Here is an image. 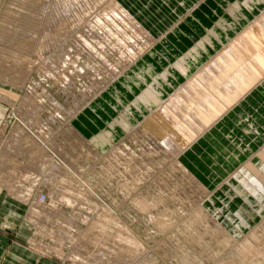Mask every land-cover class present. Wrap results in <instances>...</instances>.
Listing matches in <instances>:
<instances>
[{
	"label": "rangeland",
	"instance_id": "obj_1",
	"mask_svg": "<svg viewBox=\"0 0 264 264\" xmlns=\"http://www.w3.org/2000/svg\"><path fill=\"white\" fill-rule=\"evenodd\" d=\"M56 1L0 0V153L21 129L26 132L25 147L35 143L48 158L65 164V173L50 176L48 162L41 172L39 167L32 168V156L39 150L10 154L6 177L10 180L20 172L15 177L20 187L11 193L0 185V247L19 245L25 251L21 254L25 264H264V192L245 198L246 185L257 175L261 174L259 181L264 186V158L258 156L260 149L264 150V131L258 136V124L252 122L233 129L230 125L237 121L230 120L231 115L246 105L243 116L253 120L264 116V86L241 100L197 143L181 151L177 155L180 165L172 154L165 153L167 148L144 150L148 145L154 148L150 138L153 130L144 124L147 118L163 113L169 95L178 96V87L191 80L199 67H207V60L264 10V0H247V5L246 0H226L222 5L215 0H92L74 14L55 17L52 11L56 7L65 8L80 0ZM236 2L241 8L232 15L230 7ZM198 3L203 5L201 11H195L202 20L197 23L191 14ZM83 10L87 11L81 14ZM123 10L146 29L139 37H153L138 52L128 53V48L120 47V38L138 36L129 25L116 31L100 29L103 18ZM230 25L234 29L227 32L230 37L222 34L223 44L203 51L190 63L195 67L190 73L163 81L207 30L216 28L222 33ZM136 60L142 63L139 68H148L134 70ZM253 62L259 64L258 59ZM128 69L134 73L126 74V89L122 83ZM148 86H157L159 100L155 104L138 102ZM216 87L228 88L223 81ZM182 114L184 111L177 112V116ZM121 116L134 118L131 132L115 131L119 123L108 131L110 141L104 140L101 132ZM251 132L254 134L248 135ZM248 165L259 173L247 171ZM184 166L198 175L206 191L200 205L195 202L187 207L179 200L178 191L184 184L192 188L180 175ZM25 188L30 192L23 199L20 195ZM37 192L40 200L46 196L44 204L37 203ZM64 195L71 196V203ZM9 201L16 202V207Z\"/></svg>",
	"mask_w": 264,
	"mask_h": 264
},
{
	"label": "bare ground",
	"instance_id": "obj_2",
	"mask_svg": "<svg viewBox=\"0 0 264 264\" xmlns=\"http://www.w3.org/2000/svg\"><path fill=\"white\" fill-rule=\"evenodd\" d=\"M56 1V0H55ZM63 1V0H61ZM69 1V0H68ZM77 1V0H75ZM92 0H80L79 2H75V3H71L70 5L66 6L65 8H58L56 7L54 9V11H52V13L54 12L55 17L58 15L63 14H67L69 12L73 13L82 8L83 6L88 5V3H90ZM96 1V0H95ZM204 1V0H203ZM202 1V2H203ZM226 0H215L216 4H224ZM57 2V1H56ZM60 2V1H59ZM58 2V3H59ZM205 2V1H204ZM218 2V3H217ZM246 5H247V0L245 1ZM68 4V3H67ZM94 4L96 5V3L94 2ZM41 5V4H40ZM64 5V2H63ZM203 5V4H202ZM201 5V6H202ZM90 6V5H89ZM200 6V3H198V5L193 8L192 12H194V14H191L192 16V20H194L195 22L198 23V21H202L201 17L199 16L200 13L195 12L196 10H200L202 9V7ZM237 6V8H236ZM43 7V6H42ZM41 7V8H42ZM55 7V6H54ZM94 7V5H93ZM217 7V6H216ZM250 7V6H248ZM37 8V7H35ZM40 8V9H41ZM50 8V7H49ZM52 8V6H51ZM50 8V10H51ZM87 8H89L87 6ZM234 8H236V10H233ZM241 6L238 5V2H236V4L231 5L230 7V11L233 14H237L236 12L238 10H240ZM45 9V8H44ZM92 8H89V10H91ZM232 9V10H231ZM44 11V10H43ZM42 11V12H43ZM87 11V10H85ZM84 10L82 12H80L81 14H84L83 12H85ZM93 11V10H92ZM115 11V9H114ZM89 12V11H88ZM215 12V11H214ZM70 13V14H71ZM79 13V14H80ZM216 13V12H215ZM45 14V13H44ZM51 14V13H50ZM53 14V15H54ZM69 14V15H70ZM72 14V15H73ZM104 14V13H103ZM52 15V16H53ZM71 15V16H72ZM106 15V14H105ZM109 15V14H108ZM42 16V15H41ZM48 16V15H47ZM76 16V15H75ZM94 16V15H93ZM99 16V15H97ZM190 16V17H191ZM44 17V16H43ZM54 17V16H53ZM52 17V18H53ZM59 17V16H58ZM63 17V16H61ZM61 17L59 20H61ZM67 17V16H66ZM79 17V16H77ZM105 17V16H103ZM102 17V18H103ZM81 18V17H80ZM88 18V17H87ZM101 18V17H100ZM54 19V18H53ZM64 19V17H63ZM72 19V18H70ZM83 19V18H82ZM81 19V20H82ZM96 19V18H95ZM204 19V18H203ZM44 20V19H43ZM87 20V19H86ZM91 20V19H90ZM89 20V21H90ZM190 20V21H192ZM52 21V20H51ZM88 21V20H87ZM95 21V20H94ZM98 21V20H97ZM103 28H100L101 30H114L116 31V29H118L119 27H123L125 25H129L131 28V32H135L137 35L140 32H143L144 30H146L144 28V26L142 25V23L138 22L135 20V18L133 17V15L128 11V10H123L120 12H114L111 16H109L108 18H103ZM194 21H192L194 23ZM53 22V21H52ZM55 22V21H54ZM58 22V21H57ZM93 22V21H92ZM96 22V21H95ZM191 22V23H192ZM90 23V22H89ZM99 23V22H98ZM53 24V23H52ZM81 24V23H80ZM88 24V23H87ZM91 24V23H90ZM99 26L101 27V25H98V29L97 32L99 30ZM37 27V26H36ZM94 27V26H93ZM97 27V25H96ZM71 28V27H70ZM77 28V27H76ZM230 28V29H229ZM229 28H225L224 31L221 33L219 32L216 28H211L209 30H207V33L205 34L206 36H203L202 39L195 45V47H199L198 49H196V51L194 50H190L189 54L187 55L186 59L182 58L179 59L178 62L175 64L176 65V69L175 71H171L170 73L168 72L169 75L165 76V79H163V81H166V79L168 77H172V78H177L179 77V75H186L188 73H190L195 67H191V64H193V62H196V58L202 56L201 53L203 51L207 52L208 49L210 48H214L216 49L219 45L223 44L221 35L227 32H231L234 29L232 28V26L230 25ZM78 29V28H77ZM89 29V28H87ZM93 29V28H91ZM95 29V27H94ZM125 29V28H124ZM105 30V31H106ZM94 31V30H93ZM103 31V32H105ZM14 32V31H13ZM29 32V31H28ZM100 32V30H99ZM103 32H101L103 34ZM91 33V32H90ZM107 33V32H106ZM134 33V34H135ZM24 34V33H23ZM77 35V34H76ZM111 35V34H110ZM109 35V36H110ZM121 35V34H120ZM120 35H118L120 37ZM99 36L101 37V35L99 34ZM229 35L227 34L226 37H228ZM230 37V36H229ZM228 37V38H229ZM110 38V37H109ZM125 38V36H124ZM20 39V38H19ZM96 39V37H95ZM104 39V38H103ZM9 40V38H8ZM88 40V38H87ZM102 40V39H101ZM114 40V39H113ZM153 40V37L151 35H146L143 39L141 37H139V35L135 38H120V47H122L123 45L128 48V53H134L135 51H137L138 48H140L142 45L151 42ZM158 40V39H157ZM15 41V40H14ZM100 41V39H99ZM105 41V39L103 40ZM107 41V40H106ZM105 41V43H106ZM112 41V39H111ZM83 42V41H82ZM84 42H87L84 40ZM89 42V40H88ZM109 42V41H107ZM118 42L117 39V44L120 43ZM154 42V41H153ZM4 43V42H3ZM67 43V42H66ZM102 43V42H101ZM104 43V44H105ZM116 43V42H114ZM155 43V42H154ZM153 43V44H154ZM6 44V43H5ZM53 44V43H52ZM103 44V45H104ZM109 44V43H108ZM107 44V45H108ZM126 44V45H125ZM215 44V45H213ZM238 47H234V45H236ZM51 45V44H50ZM111 45V44H110ZM122 45V46H121ZM2 46V45H1ZM99 46V45H96ZM114 46V44H113ZM117 46V45H116ZM119 46V45H118ZM123 46V47H124ZM112 46H110L109 48H111ZM115 47V46H114ZM151 47V46H150ZM209 47V48H208ZM70 48V47H69ZM96 48V47H95ZM102 48V46H101ZM87 49V48H86ZM93 49V48H92ZM116 49V48H115ZM125 49V48H124ZM205 49V50H203ZM89 51L91 49H88ZM95 50V49H94ZM114 50V49H113ZM112 50V51H113ZM120 50V49H119ZM57 51V50H56ZM87 51V50H86ZM93 52V50H91ZM102 51V50H101ZM111 51V52H112ZM118 51V50H117ZM79 52V51H78ZM88 52V51H87ZM97 52V51H96ZM107 52V50H106ZM115 52V51H114ZM138 52V51H137ZM13 53V52H12ZM60 53V52H59ZM119 54V53H118ZM123 54V53H122ZM139 54V53H138ZM144 54V53H143ZM154 54V53H153ZM54 55V54H53ZM56 55V54H55ZM60 55V54H59ZM89 55V54H88ZM101 55V54H100ZM100 55H97V57L99 58L100 63L104 62L102 57H100ZM49 56V55H48ZM51 56V55H50ZM58 56V55H57ZM96 57V55L94 56ZM134 57V56H132ZM142 57V56H141ZM131 58V57H130ZM81 59V58H80ZM92 59V58H91ZM126 59V58H125ZM144 59V58H143ZM146 59V58H145ZM256 59L259 60V64H254L253 61H256ZM130 60V59H129ZM132 60V59H131ZM47 61V60H46ZM52 61V60H51ZM63 61V60H62ZM117 61V60H116ZM127 61V59H126ZM134 61V60H133ZM53 62V61H52ZM135 62H137V66L135 65L134 67H130L131 69L134 68V70H141V69H147L148 67H144L143 68H139L138 64H142L141 61L136 60ZM64 63V62H63ZM106 63V62H105ZM104 63V64H105ZM126 63V62H125ZM134 63V62H133ZM48 64V63H45ZM57 64V63H56ZM62 64V62H61ZM87 64V63H86ZM84 66H87V65ZM124 64V63H123ZM136 64V63H135ZM144 64V63H143ZM148 64V63H147ZM150 64V63H149ZM54 65V69H55V63L53 62ZM91 65V64H90ZM107 65V64H106ZM122 65V63H121ZM127 65V63H126ZM207 67H199L192 75L193 77H191L190 79H187L184 83H182L178 88L180 89V92L178 96L177 95H169L170 98L167 100V104H165V108L163 109V113H153L151 114L148 118L147 121L144 123L145 125H149L150 128L153 130L152 135H151V140L154 144V148H150L149 145L148 147L144 150H154L155 149H160V148H167V150H165V153L168 154H172L173 155V160H175L176 162H178L177 160V155L181 152L186 150L188 147L193 146L194 143L200 140V138L203 136V134L208 131L212 126L220 123L222 120H224L226 118V116H228L230 114V112L234 109V107L244 98L247 97V95L249 96V94L251 92H253V90H255L259 84L264 80V10L261 11V13L259 15H257L247 26H245L240 32H238L236 34L235 37H233L229 42L225 43L222 45V47L216 52V54L214 56H212L209 60H207ZM129 66V65H128ZM132 66V65H131ZM146 66V65H145ZM89 68V65L87 66ZM91 69V68H90ZM110 69V68H109ZM131 69H128V71H125L124 75V82L122 83V87H125L126 89H128L127 86V79H126V74L129 73L131 71V74H133L134 72H132ZM113 70V69H112ZM111 70V71H112ZM115 70V69H114ZM68 71V70H67ZM83 71V68H82ZM52 72V71H51ZM76 72V71H75ZM114 72V71H113ZM112 72V73H113ZM117 72V70H116ZM115 72V74H116ZM89 73V72H88ZM121 73V72H120ZM181 73V74H180ZM114 74V73H113ZM119 74V72H118ZM116 74V75H118ZM67 75V74H66ZM122 75V74H121ZM191 75V76H192ZM63 76V75H62ZM201 76H205V79H201ZM96 78V77H95ZM99 78V77H98ZM111 78V77H110ZM109 78V79H110ZM200 78V80H199ZM114 79V78H113ZM116 79V78H115ZM66 80V79H65ZM202 80V81H201ZM204 80V81H203ZM220 81H223L224 83H226V86H228V88L226 89H219L216 87V84ZM91 82H93L91 80ZM168 83V82H167ZM66 84V83H65ZM92 84V83H91ZM96 84V83H95ZM157 84H160L159 82H157ZM169 84V83H168ZM232 85V86H231ZM67 86V85H65ZM97 86V85H96ZM108 86V85H107ZM106 86V87H107ZM166 86V85H165ZM205 86L208 87L207 89H205ZM230 86V87H229ZM264 86V85H263ZM60 87V86H59ZM87 87V86H86ZM104 87V88H106ZM220 87V86H219ZM62 88V87H61ZM64 88V87H63ZM103 88V89H104ZM157 88V86H148L144 91L141 92V94L138 96V102H146L149 105L151 104H155L158 102L159 100V93H157V91L154 89ZM222 88V87H220ZM114 89V88H113ZM112 89V90H113ZM116 89H120V87H117ZM111 90V91H112ZM110 91V90H109ZM108 91V92H109ZM178 91V90H177ZM101 92V91H100ZM105 92V91H104ZM82 93V92H81ZM99 93V92H98ZM112 94V93H111ZM113 95V94H112ZM44 96V95H43ZM101 96H103L101 94ZM175 98H174V97ZM85 97V96H84ZM28 98V97H27ZM177 99V100H176ZM179 99L181 101H179ZM79 100V99H78ZM117 101H120L119 99ZM53 102V101H52ZM78 102V101H77ZM136 102V101H134ZM132 103L131 106H136L135 103ZM11 103V102H10ZM31 103V102H30ZM26 104V103H25ZM56 104V103H55ZM86 104H89L88 102ZM32 105V104H31ZM57 106H60L58 104H56ZM114 107L116 105H122L123 104H119V102H117V104L115 105V103L113 104ZM38 106V105H37ZM40 107V106H39ZM85 107V106H84ZM162 107V106H161ZM61 108V107H60ZM160 109V108H159ZM85 110V109H84ZM89 110V108H88ZM38 111V109H37ZM41 111V109H40ZM78 111V110H77ZM131 111V110H130ZM154 111V110H153ZM180 111H184V115L183 116H177V112ZM71 112V111H70ZM69 112V113H70ZM155 112V111H154ZM159 112V111H158ZM35 113V111H34ZM68 113V112H67ZM122 113V112H121ZM37 114V112H36ZM35 114V115H36ZM127 114V113H126ZM120 115V114H119ZM181 115V114H180ZM119 117V116H118ZM35 118V116H34ZM120 121V122H119ZM113 120L110 122L109 126L105 128V133L101 132V136L103 137V139H108L110 141V138H112V134H107L108 131L112 128L113 125H118L120 123V128H117L115 131L119 132L124 129H129L134 127V118H130L128 116H121L120 120ZM144 121V120H143ZM34 122V121H33ZM137 122V120L135 121ZM30 123V122H29ZM105 125V124H104ZM139 125V124H138ZM107 126V124H106ZM143 126V124L141 125ZM30 127V126H29ZM148 127V126H147ZM27 128V127H26ZM122 128V129H121ZM216 128V127H215ZM29 129V128H28ZM136 131V130H135ZM111 132V130L109 131V133ZM131 132V130H130ZM134 132V131H133ZM26 133V132H25ZM24 131H22L20 129V131L17 133H15L14 137L9 140L5 145H4V151L0 153V166L4 165L3 169L2 167H0V185L7 187L8 190H10L11 193H14L15 191H18V187H20V184L18 182L17 179H15V177H19L20 176V172H15V176L12 179H7V172L8 169L10 168L7 163V159L11 156L10 154L14 153V155H20L22 153V150H39L36 152V154H34V156H32V168L35 171V169H37V167H39L40 172H41V168L43 167L44 164H46L48 162V171H49V175L50 176H55L57 175V173H65V169L62 167V164L59 163L56 159L53 158H48V154L47 153H43L40 149L38 148V145H36L35 143L32 144V147L27 148L25 147L24 143L26 140V135H25ZM136 133V132H135ZM134 133V134H135ZM50 135V134H49ZM116 135V134H114ZM39 138V137H38ZM115 139V138H114ZM33 140V139H32ZM102 140V139H101ZM107 140V141H108ZM201 142V141H200ZM29 144V143H28ZM27 144V146H28ZM40 144H42L40 142ZM96 144V143H95ZM147 144V143H146ZM144 146V145H143ZM44 147V146H43ZM174 148V149H173ZM176 148H180L181 150H177ZM169 149V150H168ZM176 149V150H175ZM46 150V149H44ZM114 150V149H113ZM124 150H117V152H123ZM143 151V150H141ZM26 152V151H25ZM126 152V151H125ZM124 152V154H126ZM132 152V151H131ZM130 152V153H131ZM134 153V152H133ZM132 153V154H133ZM120 154V153H119ZM123 154V155H124ZM13 155V156H14ZM126 155H130L129 153ZM134 155V154H133ZM261 156L262 158H264V150L260 149V153L258 154V156ZM28 156V155H26ZM118 156V155H117ZM215 156V155H214ZM121 157V155H120ZM125 157V156H124ZM128 157V156H127ZM130 157V156H129ZM146 157V156H145ZM216 157V156H215ZM233 157V156H232ZM19 158V157H18ZM123 158V156H122ZM132 158V157H131ZM147 158V157H146ZM23 159V157H22ZM48 159V160H47ZM119 159V158H118ZM217 159V157L215 158ZM262 160V159H261ZM2 161H5L1 164ZM18 161V160H17ZM216 161V160H215ZM14 162V161H13ZM120 162V161H119ZM134 162V161H132ZM25 163V162H24ZM131 163V162H130ZM180 165V162H178ZM123 164V163H122ZM127 164V163H126ZM137 164V162H136ZM28 165L30 166V164L28 163ZM65 165V164H64ZM134 165V164H133ZM13 166V165H12ZM66 168V167H65ZM129 168L130 170L133 171L131 165L129 164ZM28 169V168H27ZM121 169V167H120ZM126 169V168H124ZM139 170V169H137ZM136 170V171H137ZM5 171V172H4ZM39 171V170H38ZM129 171V169H128ZM135 171V170H134ZM178 171V170H177ZM247 171H253V173H259V170H256L254 167L248 165V169ZM4 172V173H3ZM131 172V171H130ZM152 172V171H151ZM180 175L183 176L186 181L189 184H191L192 188L190 187V191L191 194H189V189L187 188V186H185V184L182 186L181 191H178V197L180 198V202L185 204V206H191L193 205V203H197L198 205L201 204V202L203 201L204 195L206 193L205 189H203L200 179L198 177V175L193 174L189 169H187L185 166L183 168L179 169ZM264 173V169L262 171ZM27 173V172H26ZM35 173V172H34ZM39 173V172H38ZM10 174V173H8ZM179 174V173H178ZM62 175V174H61ZM145 175V174H144ZM264 175V174H263ZM33 176V175H32ZM47 176V174H46ZM67 176V175H66ZM260 175H257L256 177H254L252 184H247L245 187L246 190V197L248 198L250 196H255L258 197L260 196L261 192H264V186L261 185L260 181ZM31 178V177H30ZM29 178V179H30ZM47 178V177H46ZM49 178V177H48ZM263 178V177H262ZM34 179V178H33ZM51 180V178H49ZM53 179V177H52ZM32 180V179H31ZM40 180V178H39ZM167 181V180H166ZM21 182V180H20ZM63 183V182H62ZM187 184V183H186ZM31 185V184H29ZM24 186V185H23ZM202 186V187H201ZM30 192L29 188H25L23 193L20 195L22 196V198L24 199L25 197H27V193ZM243 192V190L241 189L239 191ZM245 192V191H244ZM208 194V193H207ZM19 195V194H18ZM32 195V194H31ZM43 195V194H42ZM190 195V196H189ZM34 196V193H33ZM41 193L36 194L35 199L37 201L38 204H44V202L46 201V196H44V200H40ZM65 196V195H64ZM244 198V197H243ZM65 200H67L68 202H70L72 200L71 196H65L64 197ZM173 201V200H172ZM66 202V201H65ZM71 203V202H70ZM80 203V202H79ZM180 203V204H181ZM81 204V203H80ZM84 204V203H83ZM85 205V204H84ZM87 209H89L88 206H86ZM150 209V208H149ZM45 210V208H44ZM100 210V209H99ZM151 210V209H150ZM43 211V210H41ZM97 214V212H96ZM150 214V213H149ZM145 215V214H144ZM207 215V214H206ZM96 216V215H95ZM94 216V217H95ZM205 216V215H204ZM102 219V218H101ZM84 220V219H83ZM209 222V221H208ZM112 225V224H111ZM116 225V224H115ZM128 239V238H127ZM86 249V248H85ZM76 251V250H75ZM74 251V252H75ZM103 255L106 256V253H103ZM114 255V254H113ZM121 259V258H120ZM127 259V258H126ZM134 259V258H133ZM103 260V258H102ZM107 261V260H106ZM119 261V259L117 260Z\"/></svg>",
	"mask_w": 264,
	"mask_h": 264
},
{
	"label": "crops",
	"instance_id": "obj_3",
	"mask_svg": "<svg viewBox=\"0 0 264 264\" xmlns=\"http://www.w3.org/2000/svg\"><path fill=\"white\" fill-rule=\"evenodd\" d=\"M264 84V80L259 84V86L256 88L257 89V92L258 90L260 89L261 86H263ZM254 91V90H253ZM248 105H246L245 107L242 108V110L240 111H237L236 113L234 112L233 115H231V119H236V123L233 122V123H229L227 122V125L228 127L229 124L232 125V129L236 127L237 124L239 125H242L243 123L245 124H248V122H252L253 124H258L257 128L260 132H255L258 136H261V132L264 131V128H263V125H264V116L261 115H258V117H256L254 120H253V117H245L242 115V111L244 110L245 111V108L247 107ZM239 109V108H238ZM239 112V114H237ZM225 120V119H224ZM229 120V121H230ZM232 122V121H231ZM235 123V124H234ZM234 124V125H233ZM243 126V125H242ZM245 131V130H244ZM246 132V131H245ZM254 134V132H251L250 134L248 133V135H252ZM13 201V200H12ZM9 204L12 205L14 208L16 207V202H11L9 201ZM25 251H22L21 250V247L19 245H15V244H12L10 246H1L0 247V261H2L1 264H25L26 262H23L21 259H23V254Z\"/></svg>",
	"mask_w": 264,
	"mask_h": 264
},
{
	"label": "built area",
	"instance_id": "obj_4",
	"mask_svg": "<svg viewBox=\"0 0 264 264\" xmlns=\"http://www.w3.org/2000/svg\"><path fill=\"white\" fill-rule=\"evenodd\" d=\"M44 197V196H43ZM42 197V200H44V198Z\"/></svg>",
	"mask_w": 264,
	"mask_h": 264
}]
</instances>
